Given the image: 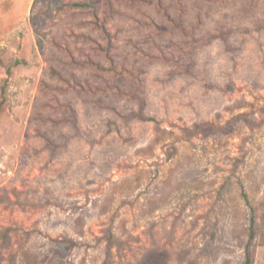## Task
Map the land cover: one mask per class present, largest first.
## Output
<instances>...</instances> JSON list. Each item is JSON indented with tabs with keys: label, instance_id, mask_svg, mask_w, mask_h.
<instances>
[{
	"label": "rangeland",
	"instance_id": "1",
	"mask_svg": "<svg viewBox=\"0 0 264 264\" xmlns=\"http://www.w3.org/2000/svg\"><path fill=\"white\" fill-rule=\"evenodd\" d=\"M28 1L0 0V264H243L247 201L264 264V0Z\"/></svg>",
	"mask_w": 264,
	"mask_h": 264
},
{
	"label": "trees",
	"instance_id": "2",
	"mask_svg": "<svg viewBox=\"0 0 264 264\" xmlns=\"http://www.w3.org/2000/svg\"><path fill=\"white\" fill-rule=\"evenodd\" d=\"M69 6L71 7H75V8H87L89 6H93L95 5V1L94 0H87V1H76V2H71L68 3ZM11 71L8 70V73H10ZM263 113H264V104L261 107ZM136 116L140 119H144V120H150V121H154L155 122V129H156V136L153 139V141L148 145L149 146V150H153L154 147L158 144H160L161 142H164L166 139L170 138V136L173 135V131L162 127L159 125L158 120L155 117H151V116H145L143 115L142 111L137 112ZM247 113H241L238 114L235 117V122H238L240 120H244L249 122V124H252L251 119H249L247 117ZM232 130H234V126L233 125H222V124H215L213 122H201V123H195L191 126H187L185 128H183V135L186 138H191L192 136H198L201 134V136L203 137H210L215 135H222V134H228L230 133ZM181 138V137H178ZM170 147L172 148L171 153H169V158L171 159L175 154H177V136L174 137V139L170 140L169 142ZM248 205L250 206L251 209V217H250V224H249V228H248V243L246 245V257H245V261L243 264H252V257H251V242L253 240H255L256 238V225H257V221H256V217H255V208L253 205H251L250 202H248ZM71 244H75L73 243L74 241H70Z\"/></svg>",
	"mask_w": 264,
	"mask_h": 264
},
{
	"label": "crops",
	"instance_id": "3",
	"mask_svg": "<svg viewBox=\"0 0 264 264\" xmlns=\"http://www.w3.org/2000/svg\"><path fill=\"white\" fill-rule=\"evenodd\" d=\"M32 1H34V0H29V1H28V4H30Z\"/></svg>",
	"mask_w": 264,
	"mask_h": 264
}]
</instances>
